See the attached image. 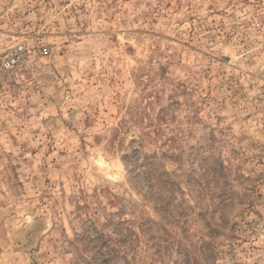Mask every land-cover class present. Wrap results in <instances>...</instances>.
Listing matches in <instances>:
<instances>
[{
	"label": "rangeland",
	"instance_id": "374dc122",
	"mask_svg": "<svg viewBox=\"0 0 264 264\" xmlns=\"http://www.w3.org/2000/svg\"><path fill=\"white\" fill-rule=\"evenodd\" d=\"M0 264H264V0H0Z\"/></svg>",
	"mask_w": 264,
	"mask_h": 264
},
{
	"label": "built area",
	"instance_id": "2783aa9c",
	"mask_svg": "<svg viewBox=\"0 0 264 264\" xmlns=\"http://www.w3.org/2000/svg\"><path fill=\"white\" fill-rule=\"evenodd\" d=\"M24 46L20 45L16 50L9 51L3 58V64L7 70H14L23 60Z\"/></svg>",
	"mask_w": 264,
	"mask_h": 264
}]
</instances>
